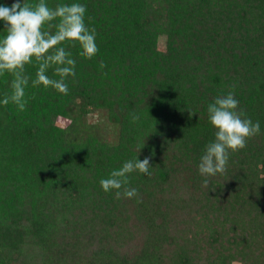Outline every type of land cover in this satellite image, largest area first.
I'll use <instances>...</instances> for the list:
<instances>
[{"label":"trees","instance_id":"trees-1","mask_svg":"<svg viewBox=\"0 0 264 264\" xmlns=\"http://www.w3.org/2000/svg\"><path fill=\"white\" fill-rule=\"evenodd\" d=\"M74 2L98 52L62 45L68 94L32 87L33 61L25 110L0 103V264H264V0H46ZM229 91L261 131L205 188L207 108ZM146 157L152 175L129 174L137 197L103 191Z\"/></svg>","mask_w":264,"mask_h":264},{"label":"clouds","instance_id":"clouds-1","mask_svg":"<svg viewBox=\"0 0 264 264\" xmlns=\"http://www.w3.org/2000/svg\"><path fill=\"white\" fill-rule=\"evenodd\" d=\"M86 6L81 3L57 4L49 7L46 0L35 4L20 0L11 7L0 6V20L5 22V34L0 37V76L11 74V93H6L0 103H12L18 110H25L27 100L25 89L29 77L25 75V66L35 61L37 71L32 87L51 88L64 95L68 94L67 77H74L76 60L71 52L62 45H79V55L91 59L98 52L96 30L85 23ZM46 26V28H45ZM100 67L104 68L103 62ZM54 75H47L49 69ZM208 120L215 129V138L209 142L200 158L199 174L205 179L202 186H209L208 177L223 174L230 152L246 147L247 140L260 134V122H253L244 110L239 108V101L233 91L220 95L208 105ZM132 122H137L139 115L132 113ZM150 157L142 161L138 158L128 160L119 169L111 171L106 179L99 181L105 192L115 191V198H134L138 196L135 188H129V174L138 171L151 176ZM142 202L140 200L137 201Z\"/></svg>","mask_w":264,"mask_h":264},{"label":"rangeland","instance_id":"rangeland-1","mask_svg":"<svg viewBox=\"0 0 264 264\" xmlns=\"http://www.w3.org/2000/svg\"><path fill=\"white\" fill-rule=\"evenodd\" d=\"M164 41H165V39H164V34L161 33L160 36H159V47H160V48L163 47ZM235 264H236V263H235Z\"/></svg>","mask_w":264,"mask_h":264}]
</instances>
